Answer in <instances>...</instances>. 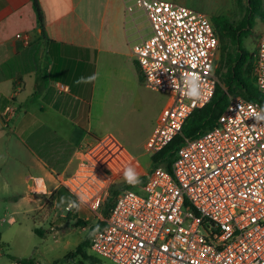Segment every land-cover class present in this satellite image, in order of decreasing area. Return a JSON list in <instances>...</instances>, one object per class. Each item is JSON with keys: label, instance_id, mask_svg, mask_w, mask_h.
<instances>
[{"label": "built area", "instance_id": "2783aa9c", "mask_svg": "<svg viewBox=\"0 0 264 264\" xmlns=\"http://www.w3.org/2000/svg\"><path fill=\"white\" fill-rule=\"evenodd\" d=\"M135 4L152 29L132 49L144 85L169 96L145 145L154 158L182 134L194 111L213 99L220 38L203 12L166 0ZM192 74L199 77V98L187 94L186 79ZM254 76L264 95V36ZM255 113L264 116L257 104L231 98L215 127L183 137L171 171L155 164L158 169L147 178L143 194L121 192L107 217L102 214L105 200L124 169L112 170L116 139L109 135L80 147L74 172L55 181L103 224L91 235V251L112 264H264V121H257ZM12 115L7 108V127ZM51 195L43 178L33 179L31 201Z\"/></svg>", "mask_w": 264, "mask_h": 264}, {"label": "crops", "instance_id": "0c3cea01", "mask_svg": "<svg viewBox=\"0 0 264 264\" xmlns=\"http://www.w3.org/2000/svg\"><path fill=\"white\" fill-rule=\"evenodd\" d=\"M166 1L215 18L228 14L235 0ZM39 2L45 23L44 40L31 0H0V146L7 145L9 156L18 166L26 165L36 172L38 176L33 179L43 178L53 194L56 176L75 170L78 149L98 140L92 127L93 113L104 110L119 80L130 81L131 57L143 81L132 49L149 38L152 29L135 0ZM58 84L67 86L68 91H61ZM9 107L13 115L7 127L4 115ZM15 131L28 137L33 146L25 140H13L9 135ZM121 146L134 165L147 171L131 147L124 143ZM25 159L31 161L27 163ZM149 159L155 167L153 158ZM125 170L118 175L117 184L127 182ZM150 175L148 172L145 176L146 182ZM32 182L25 188L20 172L13 170L5 177L0 168V202L5 204L6 217L18 227L23 221L22 202L37 201L29 198ZM146 182L140 187L142 191Z\"/></svg>", "mask_w": 264, "mask_h": 264}, {"label": "rangeland", "instance_id": "374dc122", "mask_svg": "<svg viewBox=\"0 0 264 264\" xmlns=\"http://www.w3.org/2000/svg\"><path fill=\"white\" fill-rule=\"evenodd\" d=\"M227 12L228 14H225L224 17L231 22H238L244 15L243 9H240L236 1L233 2L232 9ZM211 19L213 21V18ZM216 29L218 32L219 29ZM148 31V28L145 29V33ZM262 36H264V20L258 19L255 28L244 39V48L254 58ZM133 44L132 42L131 46ZM231 51H234V47H231ZM220 62L221 42L216 73ZM168 101V95L150 91L145 87L135 60L131 57L130 81L119 80L118 85L114 86L104 110L93 113L92 127L95 136L99 140L109 135L116 139L117 157L112 161L114 172L118 174L120 169H127L133 164V160L123 151L121 143L131 147L132 154L136 157L140 156V162L147 168V171H144L139 164L132 165L138 180L148 175V172L149 174L156 172L158 167H154L149 156H145L144 145L150 137L159 111L165 107ZM6 136L8 137V134ZM9 136L13 140H25L29 146H33L28 137L20 135L16 131ZM0 147V168L3 175L9 176L13 170L20 172L26 188L30 180H33V176H38V174L26 165L18 166L16 160L9 156L7 145ZM30 161V159H25L24 162L29 163ZM161 166L165 167L163 164ZM126 183L121 182L120 184ZM141 186L142 183H138L132 189L143 194ZM53 187H56V183ZM71 199V195L61 188H57L49 198L37 199L36 203L23 201V221L19 227L13 224L9 217H6L7 209L4 202H0V232L3 233L4 243L0 264H10L12 261H18L17 259H32L35 264H78L82 261L85 264H112L109 260L93 253L90 247L85 249L90 259L85 261L80 255L66 259L80 244L86 240L90 241L94 232L93 228L100 222V219L84 206L79 207L76 216H68L66 206ZM104 209L105 206L102 209L103 215ZM3 219H8L9 222L4 223ZM36 229H43L45 232L42 242L35 233Z\"/></svg>", "mask_w": 264, "mask_h": 264}, {"label": "trees", "instance_id": "16d2710c", "mask_svg": "<svg viewBox=\"0 0 264 264\" xmlns=\"http://www.w3.org/2000/svg\"><path fill=\"white\" fill-rule=\"evenodd\" d=\"M236 4L243 9L244 15L238 22H231L224 16L213 18V23L218 28L221 42V62L217 69L219 83L213 99L204 108L194 111L187 120L182 134L167 146L163 151L157 154L154 163L163 164L166 170L171 171L172 164L176 158V152L183 143V137H195L199 133L212 129L217 125L218 119L227 108L232 96L243 98L246 101L257 104L264 111V95L260 93L256 86L254 76L255 58L244 48V39L255 28L258 19L264 20L263 3L264 0H235ZM34 10L37 14L38 26L41 29V39L46 38L44 17L39 0H31ZM217 30V29H216ZM234 47V51H231ZM146 178L138 180V183H145ZM136 183V184H138ZM136 184H117L114 186L109 197L105 200L104 212L108 216L114 206L116 197L127 189H132ZM70 202H75L72 198ZM77 209L73 208L68 212V216H76ZM81 222V221H80ZM83 224H86L83 222ZM102 223H98L93 230H99ZM35 233L40 242L44 240L45 232L43 229H36ZM2 234L0 233V252L3 250ZM91 247L90 241L86 240L80 244L74 252L70 253L66 259H71L80 255L83 260L90 257L85 249ZM22 264H35L32 259H17ZM78 264H85L83 261Z\"/></svg>", "mask_w": 264, "mask_h": 264}, {"label": "clouds", "instance_id": "9594fccd", "mask_svg": "<svg viewBox=\"0 0 264 264\" xmlns=\"http://www.w3.org/2000/svg\"><path fill=\"white\" fill-rule=\"evenodd\" d=\"M186 84L188 86V95L190 97L199 98L201 93L199 91V77L196 74H192L191 76L187 77ZM255 119L257 121H264V116H261L260 113H255ZM124 178L129 184H136L138 183V176L135 169L128 167L124 171ZM38 184L42 185L43 181H38ZM38 191H43V189H38ZM83 201V197L80 198ZM76 208L79 210V205L76 202H69L68 203V210Z\"/></svg>", "mask_w": 264, "mask_h": 264}]
</instances>
